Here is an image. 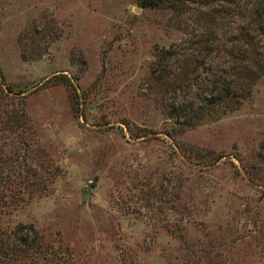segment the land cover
I'll list each match as a JSON object with an SVG mask.
<instances>
[{
    "label": "rangeland",
    "instance_id": "1",
    "mask_svg": "<svg viewBox=\"0 0 264 264\" xmlns=\"http://www.w3.org/2000/svg\"><path fill=\"white\" fill-rule=\"evenodd\" d=\"M167 20L135 0H0V72L25 90L59 169L12 221L32 224L55 264H186L194 244L213 249L199 264H264V83L220 121L175 128L167 106L188 114L192 92L166 93L152 74L177 73L152 71L158 50L185 44ZM183 146L224 157L199 170Z\"/></svg>",
    "mask_w": 264,
    "mask_h": 264
},
{
    "label": "trees",
    "instance_id": "2",
    "mask_svg": "<svg viewBox=\"0 0 264 264\" xmlns=\"http://www.w3.org/2000/svg\"><path fill=\"white\" fill-rule=\"evenodd\" d=\"M135 2L144 9L167 15L164 28L174 30L185 41L184 47L158 50L157 64L152 70L161 71L166 66L177 71L172 79L152 73L162 83L164 92L170 93L171 89L174 94L182 90L192 92L187 107L181 111L188 114L180 115L182 104L176 100L171 108L167 106L168 120L176 112L182 119L181 123H175V128L195 129L220 121L240 110L264 83V0ZM188 28L193 37L186 32ZM202 73L206 76L205 84L199 81L196 85ZM66 82L75 92L67 79ZM24 92L6 84L0 72V264H55L58 259L53 257V249L43 244L36 228L12 221L22 207L35 198L47 196L59 175L58 167L39 147L37 132L25 111L24 96H20ZM164 136L170 137L167 133ZM178 154L187 164L195 162L199 170L217 164L224 157L210 150L203 154L198 148L184 146L178 148ZM159 190L167 194L164 185ZM183 207L190 216L192 208ZM188 216L183 218V224ZM183 249L186 264L210 260L213 252L210 245L198 248L194 244Z\"/></svg>",
    "mask_w": 264,
    "mask_h": 264
},
{
    "label": "water",
    "instance_id": "3",
    "mask_svg": "<svg viewBox=\"0 0 264 264\" xmlns=\"http://www.w3.org/2000/svg\"><path fill=\"white\" fill-rule=\"evenodd\" d=\"M138 11V10H137Z\"/></svg>",
    "mask_w": 264,
    "mask_h": 264
}]
</instances>
